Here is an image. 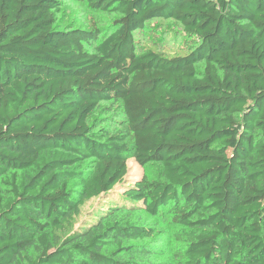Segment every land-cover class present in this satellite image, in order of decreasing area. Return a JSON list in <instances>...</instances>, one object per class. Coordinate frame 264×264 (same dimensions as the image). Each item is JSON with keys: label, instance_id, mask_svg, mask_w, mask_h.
<instances>
[{"label": "trees", "instance_id": "obj_1", "mask_svg": "<svg viewBox=\"0 0 264 264\" xmlns=\"http://www.w3.org/2000/svg\"><path fill=\"white\" fill-rule=\"evenodd\" d=\"M67 1L0 0V264H264V0Z\"/></svg>", "mask_w": 264, "mask_h": 264}, {"label": "rangeland", "instance_id": "obj_2", "mask_svg": "<svg viewBox=\"0 0 264 264\" xmlns=\"http://www.w3.org/2000/svg\"><path fill=\"white\" fill-rule=\"evenodd\" d=\"M66 21H76L79 24L89 23L92 16L80 11V7L73 0L66 2ZM140 42L141 49H152L167 56L186 54L195 45L196 41L185 34L183 27L177 22L168 19H155L144 31L138 32L136 36ZM129 180L142 177L143 168L137 161L130 159L128 162ZM93 203V202H92ZM91 202L85 211L91 209Z\"/></svg>", "mask_w": 264, "mask_h": 264}]
</instances>
